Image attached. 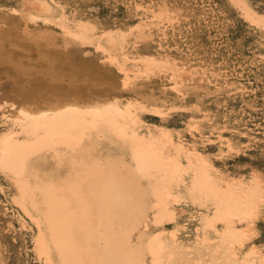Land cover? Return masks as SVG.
Returning <instances> with one entry per match:
<instances>
[{"label": "rangeland", "instance_id": "rangeland-1", "mask_svg": "<svg viewBox=\"0 0 264 264\" xmlns=\"http://www.w3.org/2000/svg\"><path fill=\"white\" fill-rule=\"evenodd\" d=\"M41 1L53 6L48 8L52 11L50 15L53 14L49 19L53 21L39 14L36 18L33 10L24 7L27 0H0V156L5 138L10 136L20 141L33 136L21 120L24 119L23 109L37 114L71 104L79 107L117 105L125 111V116L115 118L128 124L127 132L138 133V137L148 139L159 149L163 158L159 165L165 169L164 162L186 165L184 180L187 184L193 179L194 169L201 166L223 197L227 191L232 197H246L249 187L257 181L263 202H259L256 214L223 215L215 211L218 204H214V200H209L205 206L193 202L187 197L186 184L180 183L173 186L176 189L173 195L165 199H169L174 211L165 207L166 218L156 222L159 209L154 206L160 200L152 186L156 183L164 186L160 181L171 179V175L161 174L156 168L152 169L153 174L143 175L129 145L123 144L108 128L109 133L106 127L110 121L103 116L100 119L105 129L99 128L101 134L90 131L92 139L95 136L99 139L94 141L97 145L92 146L90 153L99 156L100 162L96 158L92 163L99 162L101 172L88 165L89 178L79 181L88 183L82 199L88 196L89 204L95 202L90 193H94L97 182L109 184L112 181L114 185H110L116 187L111 189L117 192L124 188L132 174L131 180H138L140 186L143 183L140 191L146 195L142 201L148 202L149 207L147 213L137 218L145 220L135 224L137 230L128 234L125 232L128 222L123 221L125 215L120 209H113V214L106 211L98 214L99 210L91 203L92 213L98 215L92 214L93 218H89L93 223L96 220L100 246L106 247L108 241L118 239L119 245L123 241L121 245L128 250L124 249L128 255L131 250L128 247L131 246L132 252L139 244L144 248L146 264H151L152 255L146 248L151 237L167 232V237H173L177 244L191 250L203 236L200 218L210 213L215 215L214 229L210 230L213 234L209 233L214 247L223 230L239 232L237 238L227 242L229 258L222 252L223 247L214 248L218 264L225 260L241 263L250 249L256 251L247 264H264V22L256 18L264 16V0ZM111 34L117 35L116 41L122 43V48H111V41L107 39ZM147 57L149 61L144 60ZM147 63L152 64V68L147 67ZM85 141L88 140L85 138ZM159 165L156 167L160 168ZM3 168H0V264H46L36 246L40 232L38 219L42 220L44 215L37 216L38 211L28 201L25 203L31 216L26 214L24 207L22 209L23 185L10 169ZM112 174H116L117 179ZM30 180L34 182V178ZM114 180H123V185ZM152 182L155 184L151 186ZM100 202L95 203L99 206ZM104 205L101 202L102 210L106 208ZM134 214L131 212L127 219ZM112 215L118 222L110 221ZM46 233L49 237L50 232ZM90 234L93 237L91 231ZM88 251L95 258L102 250ZM103 251L101 259L108 255ZM55 260L58 261L57 254Z\"/></svg>", "mask_w": 264, "mask_h": 264}, {"label": "bare ground", "instance_id": "bare-ground-1", "mask_svg": "<svg viewBox=\"0 0 264 264\" xmlns=\"http://www.w3.org/2000/svg\"><path fill=\"white\" fill-rule=\"evenodd\" d=\"M24 5L25 8H28L35 12L36 18L38 17V15L36 14H39L45 17L46 19H48L49 21H53L52 19H49L50 16H52L53 14L50 15L49 11L51 10L48 9L53 6L50 5L47 1L27 0V2H24ZM34 12L31 13L34 15ZM43 12L46 15H42ZM31 13H29L30 16ZM25 15L26 14H24V16ZM256 18L264 22V16H257ZM58 20L60 19L58 18ZM72 36L74 38V35ZM116 37H117L116 34H111L107 36V39L108 40L110 39L111 41V48H113L114 50L115 49L118 50L122 46V43L120 44V41L119 42L116 41ZM117 43H119L120 45ZM106 48L108 49V47ZM109 53L111 52L109 51ZM154 59L157 60L156 58ZM124 60L123 61L125 63L122 64H125L124 65L125 68L127 62L126 59ZM144 60L149 61L150 59L147 57V59ZM155 62L152 64H155L157 66L158 62L157 61ZM152 64L148 65L147 63V67L151 66L152 68ZM132 65L135 66V63H133ZM122 67L123 66H121L120 69L124 70V68ZM126 69H127L126 71H128L129 68L127 67ZM175 70L177 69L175 68ZM79 106L75 104L74 105L71 104L58 108L54 111H42L37 114H33V112L31 113L24 109L21 110L22 113L24 114V115L21 114L23 115L24 119H21V117H19L18 119H21L22 121L25 122L24 126L29 130V132L33 134V136L29 139H24L20 141L15 140L12 137L10 138L9 136L3 140V144L1 147L2 149L0 156L1 166L10 169V171L17 176V178L20 180L21 184L23 185L22 190L24 191V197H23L24 202L22 203L23 206L21 205L22 209L24 207V210L27 211V213L26 212L25 213L31 216L28 212L29 211L28 206L25 203L26 201H28L38 211L39 214L37 216L44 215V217L42 216L43 218L42 220L38 219L39 221L37 226H38V231L40 230V232L37 233L38 237L36 238L37 239L36 246L38 247L37 248L39 252L38 254H40V256H43L45 258L46 264H146L144 260L145 257L143 254L144 248L141 249L138 246L139 245L138 243H137L138 244L137 248L133 250L134 252L133 251L131 252L132 250V248H130L131 246L128 247L125 244L126 242H124L126 247H128V249H131L128 255H127L128 250L125 248L124 245H121L123 244V241L119 245L117 243V241H119L118 239H115L114 242L112 240L108 241L109 243L107 244L106 247L100 246L98 240L99 230L98 228H96V224H97L96 220L94 221L95 225L93 226L91 224V222L93 223V221H91L89 218L91 216L92 219L93 218L92 214L93 216L95 215L94 213H92L91 209L93 208H91L92 205H90L93 202H91L90 200H89L91 202L90 204L87 202V199H89L88 196L82 199L83 198L82 196L86 195L84 193L85 190L83 189H86L85 187H87L86 184L88 183L80 184L79 181L83 182L84 179L89 178L88 174L90 169H88V165L93 166L94 168L97 167L96 169H98L97 165L100 162L99 161L100 158H98L99 156L96 157L93 153H90L92 150V146L97 145L94 144L97 142L96 141L97 136L94 137L95 139H92L91 138L92 134H90V131L92 130L97 131L96 135L99 136V133L101 131V130L99 131V128L103 127L105 129V125L103 124V122L101 123V119H100L103 116L106 121H110L108 122L110 126L108 125L106 127L107 130L109 128L112 134L115 133L116 136L120 137L123 144L129 145L130 149L132 150L130 152H132V155L135 159L134 161H136V164L138 166L137 168L143 173V175L148 176L149 174L150 175L153 174L151 173V171L152 169L155 168L161 174L163 172L164 175H166L167 172L170 173L171 179L166 180L164 178L165 180L160 181V184L162 183L165 184L164 186H158V183L155 184L153 182H152L153 184H151V186L155 184L154 187L152 186L153 188L152 190L155 192L156 195L153 192L152 193L160 200V202L158 201L157 204H155L154 206L155 209H159V211L156 210L158 211L157 215H155L156 222L159 223L166 218L165 207L169 211H174L168 202L169 199L167 201H165V199L167 197L170 198V196L173 195L174 193L173 190H176L173 189V186L175 184L179 185L180 183L186 184L187 186L186 189L189 196L187 195L185 196L189 197L193 202L195 201L198 202L200 205L205 206L208 204L209 200H214V204L215 203L218 204V207L215 208V211L218 210V212L222 213L223 215L225 213H235V212L243 213V214L244 213L256 214V212L258 211V207L260 204L259 202L262 201L263 198L261 197H263V195L260 196L261 189L259 187L261 185L258 186L257 181L256 183L254 182L256 185L254 186L251 185L250 187L248 186L249 193L247 194L246 197H240L238 195L232 197L230 193H227L228 191L225 193L226 196L224 195L223 197V195H221L220 192L215 187H213L210 176L206 172L201 170L202 167L199 166V168L196 167L194 169L193 179L191 180V182H189V184H187L186 181L184 180V174L187 171L185 169L186 165L185 167H181V165L168 164L164 162V166L166 167V169L163 168L162 164L159 165L162 157L159 155L160 154L158 151L159 149L157 150V148L155 147L156 145L154 146L151 142L148 141V139L146 141V139H144V137L142 136L138 137L137 135L138 133L136 132L129 134L126 130L128 124H125V122L122 123L119 120L117 121V119L115 118L116 116L119 115L121 118L125 116L124 110L122 111L117 105L114 104H108L104 106L91 105V107H84L85 105L83 107H79ZM133 107L135 106H132V108ZM127 112L129 111L127 110ZM127 114L129 117L132 115L130 112ZM108 117L109 120H107ZM18 122H20V120ZM105 136L106 135H104V137ZM85 138L88 140L87 142L86 141L84 142ZM117 140L119 141V138ZM117 140L115 139V142H117ZM122 142L121 143L118 142L117 144L121 145ZM93 148L95 149V146ZM93 155L95 156V159L93 158ZM96 158H98L99 162L92 163V161H95ZM55 163L57 164L55 165ZM126 165L124 164V166ZM156 165H159L160 168H157ZM63 167H65L67 170ZM98 171L101 172L100 169H98ZM112 175L113 177L116 176V174H112ZM121 177L122 176H120V178ZM33 178H34V182L30 180ZM132 178L133 177L131 174L129 177V182L127 184H125L124 182L125 184L124 188L123 189L118 188L119 191L116 189L117 192L114 191L113 193V190H115L116 185L115 187L111 186L114 185L112 181H110L111 183L107 181L109 182V184H106V182L104 181L103 183L101 182V184L97 182L96 184L97 186L94 187V189L96 190L93 189L92 192L94 193H90L91 195L93 194L91 198L94 199L95 202L99 200L102 203L104 202V204L106 205V208L105 209L103 208L102 210V208L100 207L101 202L100 204H98L99 206H97L95 202L93 203L95 205L94 208L99 210L98 214L101 213L104 214L105 211H106L105 213L107 214L110 213L113 214L112 210L116 208L121 210L120 213H123L125 215L124 220L123 219L122 220L124 222H128L125 224V232H127L128 234L130 232L132 233L133 230L135 231V229L137 228L135 224H140L139 222L145 220V219L143 220L142 218L138 220L137 218H139L141 214L144 215L145 213H147L146 210L147 207H149L147 206L148 204H146L148 202L145 203L142 201L143 196L145 194L144 192H143L144 194H142V192L140 191L143 183H141L142 185L140 186V184L138 185L139 181L131 180ZM119 181L116 182L114 180L116 184L123 185L122 182L123 180L121 182ZM91 182L93 184V180ZM95 183L96 182L94 181V184ZM111 187L114 189L112 190ZM87 192L88 189L86 193ZM181 195H183V193ZM229 198L230 199L233 198L234 200L231 201L229 200ZM199 204L198 206H200ZM208 208H210V206ZM221 209L226 210V212L221 211ZM43 210H44V214H43ZM179 210L177 211L178 213ZM131 212H134L135 214L129 219H127L129 217L128 215L131 214ZM182 213H184V211H182ZM172 214L173 213L170 214L171 217H173ZM211 215L212 214L210 213H205L202 216V218H200L201 221L203 222V229H202L203 236L200 239H198V241L196 240L195 243L197 245L195 246V248L191 250H189L188 247H185L184 245L177 244L175 242V239H172L173 237L171 239L169 238L170 236L167 237L165 235L167 232L165 234L159 232L156 233L153 237H151L150 241L148 240L146 244V248L149 250L150 254L152 255L151 264H218L217 259L215 258V250H214V248L216 247L217 248L223 247L222 252H224V255L229 258L230 254L228 252L227 244L230 242V240H233V238H235L236 235L238 236L239 232L237 230L234 231L231 229L230 230L227 229L225 231L223 230V232L220 233L219 238L217 237L218 241L217 242L213 241L216 246L214 247L211 241L213 239L209 237V233L210 234L212 233L210 230L214 229L213 224L215 221V215L213 216ZM111 217L113 218H109L110 221L116 220L113 215ZM136 219L137 221H135ZM116 221L118 222V218ZM88 222L90 224H88ZM88 225H90L89 228ZM46 231L50 232L49 237ZM90 231L91 233H93V237L91 236ZM89 249H92L94 253H97L98 251L101 250L103 251L105 249L107 253L105 251L103 252L108 255H105L104 257H102L103 259H101V256L104 255L101 251L102 255L98 252V255L95 256L94 258V256L92 257L89 253H87ZM124 249H126L127 252H125L126 250ZM250 250L246 253L245 258L241 260V263L233 262L234 260L233 261L225 260L223 264H247V262L252 261V257H251L252 253L256 251L254 250L252 252V250L251 251ZM56 254L58 255V261L55 260ZM117 254H120V256H118ZM90 256L91 258H88L87 260V257Z\"/></svg>", "mask_w": 264, "mask_h": 264}]
</instances>
